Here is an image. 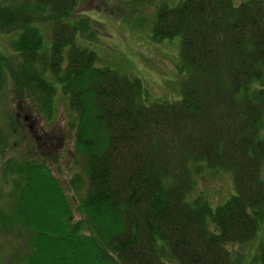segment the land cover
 <instances>
[{"label": "trees", "instance_id": "trees-1", "mask_svg": "<svg viewBox=\"0 0 264 264\" xmlns=\"http://www.w3.org/2000/svg\"><path fill=\"white\" fill-rule=\"evenodd\" d=\"M76 5L0 0V33L20 31L16 61L0 51V83L7 68L16 96L33 99L47 120L59 101L67 104L86 177L83 185L81 176L71 179L86 191L74 220L43 162L16 154L0 164V187L10 188L0 231L18 240L5 264H232L226 246L252 239L264 218V0L162 7L153 37H180L190 79L181 100L151 106L139 101L138 79L96 67L95 53L76 45V32L89 25L67 23ZM40 16L54 24L46 50ZM201 162L233 173L235 195L215 208L203 197L187 199Z\"/></svg>", "mask_w": 264, "mask_h": 264}, {"label": "rangeland", "instance_id": "rangeland-1", "mask_svg": "<svg viewBox=\"0 0 264 264\" xmlns=\"http://www.w3.org/2000/svg\"><path fill=\"white\" fill-rule=\"evenodd\" d=\"M181 1L77 0L67 23L81 18L88 20V29L75 34L76 45L95 53L96 67H107L121 76L138 79L142 86L139 101L143 105L174 103L181 100L190 72L184 67L180 56V37L156 41L153 28L162 7H175ZM245 1L232 0L234 5ZM44 18L40 16L38 29L44 37L46 50L52 42L54 24L41 23ZM19 32L0 33V51L9 62L17 59L12 43L17 41ZM11 66L14 69L15 64ZM11 66L8 68L11 69ZM5 69L0 83V123H7L4 130L8 134L7 150L4 156L0 155V164L4 166L6 158L16 154L21 158L43 162L60 181L72 206L74 220H79V198L86 192L85 185L82 188L79 186L85 184L86 177L81 159L75 152L76 130L68 126L71 117H67V104L59 101L58 113L51 114V120H47L50 116L47 112L38 111L33 99L16 96L11 74ZM14 129L22 133L20 142L17 139L20 132L9 135V131ZM25 142L29 145H25ZM191 174L194 187L187 196L188 200L203 197L215 208L226 203L236 193L230 169L211 167L201 162L195 165ZM74 175L81 176L80 181L84 183L73 189L71 179ZM9 191L8 187H0V211H5L10 205ZM17 241L0 231V264H5L13 255ZM262 245L264 218L259 222L252 239L242 244L227 245L226 248L232 264H259L258 255Z\"/></svg>", "mask_w": 264, "mask_h": 264}]
</instances>
